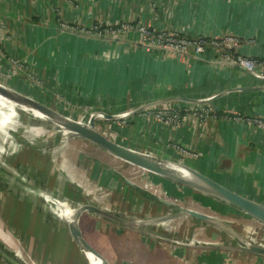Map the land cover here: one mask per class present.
<instances>
[{"label": "crops", "instance_id": "0c3cea01", "mask_svg": "<svg viewBox=\"0 0 264 264\" xmlns=\"http://www.w3.org/2000/svg\"><path fill=\"white\" fill-rule=\"evenodd\" d=\"M124 24L132 28L123 31ZM141 24L204 39L205 50H174L145 41L138 33ZM226 36L239 37L232 45L237 53L264 58V0H0V67L5 73L0 80L58 109H69L65 113L70 116L75 109L111 114L141 109L111 120L116 128L109 136L153 155L180 159L264 202V126L258 122L264 121V76L224 59L211 41ZM12 60L19 66L12 67ZM171 106L180 108L182 118L167 125L156 113ZM202 108L208 112L200 113ZM36 127L29 128L44 132ZM22 128L11 130L21 150L2 162L1 211L3 205L26 203L34 214L40 213L44 197L39 190H48L49 184L57 191L54 196L67 197L70 205L97 199L94 191L79 184V177L90 184L96 171L93 183L106 186L114 196L133 198V213L162 211L129 187L113 163L93 158L89 165H66L60 151L50 146L44 150L31 142L38 134L28 129L21 135ZM22 149L32 154L21 157ZM85 157L88 163L87 153ZM142 171L161 185L173 183ZM79 193L81 200L76 198ZM139 204L152 209L140 211ZM103 205L124 210L113 200ZM2 212L4 216L8 211ZM86 218V227L81 226L85 237L115 264L111 248L104 250L89 236L90 223L100 222L105 229L111 224L87 213Z\"/></svg>", "mask_w": 264, "mask_h": 264}, {"label": "rangeland", "instance_id": "374dc122", "mask_svg": "<svg viewBox=\"0 0 264 264\" xmlns=\"http://www.w3.org/2000/svg\"><path fill=\"white\" fill-rule=\"evenodd\" d=\"M18 110L22 115L20 116V119L14 123V125L21 124L20 126L23 127L22 130L24 129V131L21 132V135H23V133L25 134V131L28 130L30 126H37L40 128L44 127L43 133H39L37 136L31 135L33 136L31 137V142L44 146V150H48L47 146H50L52 149L49 150H55V152L60 151L62 153L61 154L59 152L61 156L65 155L63 158L65 159L66 165L72 167H74L76 164L89 165V161L93 158L102 159V161H107V163H113L120 172H123L126 177L132 179L133 181L146 184L148 188H151L152 191L172 199L183 206L218 216L225 221L229 220L228 222L240 230L248 239L258 243H264V224L250 219L242 213L235 211L232 212L227 207L218 204L206 196L193 192L192 190L179 184H169L165 182V184L161 185L153 177L150 178L151 176L148 173H144L142 170L112 157L93 144H88L79 140L71 141L69 143L70 140L64 137L65 135L61 131L51 128V126H48V124L42 123L39 120L38 121L42 124L39 122L37 123V117H35L29 111H24L20 108H18ZM59 110L63 112L69 111V109ZM73 112V114L76 116L72 115V117L74 116L79 120L86 121L94 111L75 109ZM79 116L80 118H84L80 119ZM96 121L97 127L102 131H106L108 136L111 135L110 133L113 131L112 128H116L113 127L114 122L105 119L103 116H98ZM14 125L13 128L15 127ZM12 134L11 132L0 128V162L8 163V154H12L21 150V144L15 138V133L12 132ZM22 150L24 151V149ZM182 152L184 153L185 151L182 150ZM86 153L89 156L87 157V159H89L88 163L86 162ZM28 154L31 155L32 153H26L24 151L22 152L21 157H24ZM12 171L19 174V172H17V170L13 167ZM96 172H94V176H91L90 184L89 181L88 184H86L87 182H84L86 179L84 177L79 178V184L84 186L88 191H94V193L98 192L95 194V196L101 201L100 203H109V201L113 200L120 206L119 208L124 209L125 212L133 213V210H136V203L134 200H128L126 195L124 199L121 196L119 197L117 194L114 196L115 194L112 192L110 193V190L106 186H98L93 183L95 181L94 177L96 176ZM90 175H92V173ZM86 186H89L90 189ZM48 190L57 192L56 189L50 184L48 185ZM72 193L73 191L69 189L68 194ZM44 197L46 200L42 198L41 208H39L40 213L37 212V214H34L33 212H36V210L31 209V206L26 203H10L7 206L3 205V209L8 211L3 216V209L1 211L2 207L0 206V230L5 232L12 239L14 248H16L15 251L22 257V259H24L27 264H92L86 258L85 253L76 245L72 244L67 225L60 215L58 207L52 204H55V202L53 200L51 201V199H49L47 196ZM76 198L81 200L83 197L81 196V193H79V195H76ZM47 199H49L50 202L47 201ZM97 199L92 200L97 203ZM56 201L60 204L65 203L63 200V202L60 200ZM73 204H75V202ZM128 208L129 210H126ZM145 209L149 211L152 209V207L151 205L146 207L141 206L140 211ZM166 210L167 209H164L162 212H167L168 210ZM46 217L47 219L52 218V222L48 221ZM228 217L230 218L228 219ZM184 218L172 220L156 227L158 230L171 235L172 239H178L184 242L193 241L224 243L230 239L224 233L203 224L201 221L194 220L189 217ZM87 222L86 213H84L80 219V226L86 227L85 225ZM99 223L100 222H92L89 224V228L91 229L89 236H91L98 246L104 248V250H109L111 248L115 264L264 263L262 258H257L252 255L240 252L227 250H205L166 243L162 240L154 241L146 235H141L138 232H129L118 228V226L114 227L109 225L105 229L104 225ZM51 225L53 226L52 231L50 230ZM156 227L151 229L156 230ZM10 249L14 250L12 247ZM0 264L4 263L0 261Z\"/></svg>", "mask_w": 264, "mask_h": 264}, {"label": "water", "instance_id": "95a60500", "mask_svg": "<svg viewBox=\"0 0 264 264\" xmlns=\"http://www.w3.org/2000/svg\"><path fill=\"white\" fill-rule=\"evenodd\" d=\"M0 96L13 102L19 108H23L22 110L24 111L29 110V112H38L44 116L45 119L35 116L37 117V123L40 121L42 123L48 124V126H51V128L61 131L68 140L80 139L86 141L97 146L105 153L124 163L157 175L173 183L179 184L192 190L193 192L206 196L216 203L232 207L234 210H236V212L242 213L248 218L264 224L263 201L256 200L232 188H229L211 175L200 171L199 169L180 159L171 156L163 157L153 155L118 142L112 137L108 136L105 131H102L97 127L96 120L98 116H103L108 120H116L128 117L129 115L134 114L141 109L122 114H111L96 110L91 113L90 117L86 121H82L3 81H0ZM146 107L149 106L147 105ZM3 172L4 169L2 167V162H0V176L3 174ZM116 174L140 197L148 199L158 207L160 206L162 208L161 210L164 211V209H167L168 211L162 212L159 210L149 215H143L139 213L114 211L108 206H105L102 203H96L92 200L75 202V205L71 204L72 211L70 219L64 220L70 234V239L84 253H90L92 256L97 258L100 264L112 263L103 252L96 248L85 237L80 226V219L84 213L95 215L111 225L138 232L153 239L160 241L162 240L166 243L205 250L235 251L252 255L254 257L264 258V243H258L248 239L240 230H238L228 221H225L218 216L183 206L172 199L152 191L151 189L145 188L132 179L126 177L123 172H116ZM16 181L19 180L16 179ZM20 184H23V182ZM25 184L26 183H24V185ZM33 189L34 188H32V190ZM34 190L35 192L37 191V189ZM39 191H41L42 194L45 193L50 196L55 195L50 190ZM53 197L56 198V196ZM58 198L59 197H57V199ZM60 198L59 200H63L70 204L67 197ZM52 204L57 207V205L54 203ZM184 217L201 221L203 224L224 233L230 239L224 243L193 241L184 242L182 240L172 239L171 235L166 234L158 229H151L153 227L163 225L169 221ZM10 248L11 247L6 245V243L0 239L1 262L4 264H27L15 250Z\"/></svg>", "mask_w": 264, "mask_h": 264}, {"label": "built area", "instance_id": "2783aa9c", "mask_svg": "<svg viewBox=\"0 0 264 264\" xmlns=\"http://www.w3.org/2000/svg\"><path fill=\"white\" fill-rule=\"evenodd\" d=\"M131 25L124 24L123 31H129ZM138 33L145 41H151V43L158 46H166L174 50H181L187 47H193L196 53H201L205 50L206 40L199 38H187L177 33H167L165 31H153L147 25L141 24L138 27ZM240 41L238 36H226L220 40L211 41L212 45L219 48L224 59L231 64L237 65L248 73L257 75L258 77L264 76V58L255 56H246L237 53L233 50L232 45ZM12 67L19 66V62L12 60L10 62ZM5 74L0 67V75ZM196 112V111H195ZM208 112V110L201 109L200 113ZM202 113V114H203ZM156 116L163 120L167 125H174L178 122L181 116V110L179 107L171 106L168 108L158 109ZM238 121H243L242 117L236 118ZM250 122V121H249ZM261 126H264V121H259Z\"/></svg>", "mask_w": 264, "mask_h": 264}, {"label": "bare ground", "instance_id": "6f19581e", "mask_svg": "<svg viewBox=\"0 0 264 264\" xmlns=\"http://www.w3.org/2000/svg\"><path fill=\"white\" fill-rule=\"evenodd\" d=\"M18 106L16 104H14L13 102L3 98L0 96V128H2L3 130L5 131H9V132H12L11 130H15L18 126V124H15L14 123L20 119V116L22 115L19 110H18ZM21 108V107H20ZM23 109V108H21ZM27 111V110H26ZM29 111V110H28ZM31 111V110H30ZM33 113L34 116H37V117H41L43 119H45L44 116H42L41 114H39L38 112H35V111H31ZM13 125L15 126L13 128ZM37 128V127H36ZM44 128V127H42ZM35 131V128H29V131L28 132H32L34 134H38L37 132H33ZM43 131V130H42ZM58 132V131H57ZM54 135V134H53ZM55 136V135H54ZM64 136V135H63ZM65 137V136H64ZM50 138V137H49ZM61 138V137H60ZM55 139V138H54ZM53 139V140H54ZM66 143V142H65ZM78 150V149H77ZM75 151H76V148H75ZM65 156V155H64ZM55 159V158H54ZM60 160V159H59ZM70 160V159H69ZM59 162V161H58ZM68 162V161H67ZM60 170V169H59ZM133 172V171H132ZM64 176V175H63ZM80 178V177H79ZM88 182V181H87ZM92 186V185H91ZM98 193V192H96ZM44 196H47L49 199H51V201L53 200L55 202V205H57L58 207V210L60 211V215L62 216L63 220H69L70 219V216H71V205L70 204H67L66 202L65 203H59L57 202L56 200H59L53 196H50L48 194H45L43 193ZM46 197V198H47ZM100 197V196H99ZM103 198V197H102ZM135 198V197H134ZM47 199V201L50 202V200ZM133 200V199H132ZM62 201V200H60ZM63 202V201H62ZM140 203V202H139ZM113 204V203H112ZM107 205V204H106ZM111 205V203H110ZM134 206V205H133ZM140 206V204H139ZM132 207V206H131ZM140 209H141V206H140ZM139 210V209H138ZM197 210V209H196ZM167 211V210H166ZM124 212V210H123ZM243 216V215H242ZM230 217H228L229 219ZM185 219V218H184ZM190 220V219H189ZM229 221V220H228ZM179 225V224H178ZM261 225V224H260ZM192 226V225H191ZM10 227V226H9ZM8 227V228H9ZM157 228V227H156ZM158 229V228H157ZM191 229V227H190ZM250 230V229H249ZM252 230V229H251ZM167 231V230H166ZM179 231V230H178ZM196 231V230H195ZM247 232V231H246ZM263 232V231H262ZM256 236V235H255ZM263 236V235H262ZM0 237L1 239L6 242L8 245H10V247H12L14 249V245H13V242H12V239L6 234L4 233L3 231L0 230ZM186 238V237H185ZM263 238V237H262ZM260 240V239H259ZM256 242V241H255ZM30 250V249H29ZM85 255H86V258L90 261V263L92 264H100L99 261L97 260V258H95L94 256H92L90 253H87L85 252ZM36 256V255H35ZM24 260V259H23Z\"/></svg>", "mask_w": 264, "mask_h": 264}, {"label": "trees", "instance_id": "16d2710c", "mask_svg": "<svg viewBox=\"0 0 264 264\" xmlns=\"http://www.w3.org/2000/svg\"><path fill=\"white\" fill-rule=\"evenodd\" d=\"M219 204V203H218ZM221 205H223V204H221ZM223 206H225V207H227L228 209H230L232 212H236V210H234L232 207H229V206H226V205H223ZM239 213V212H238Z\"/></svg>", "mask_w": 264, "mask_h": 264}]
</instances>
